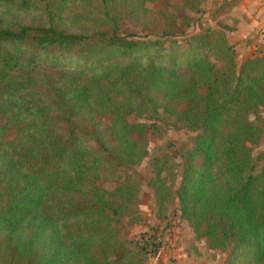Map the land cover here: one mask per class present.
<instances>
[{
  "label": "trees",
  "instance_id": "1",
  "mask_svg": "<svg viewBox=\"0 0 264 264\" xmlns=\"http://www.w3.org/2000/svg\"><path fill=\"white\" fill-rule=\"evenodd\" d=\"M95 2L110 7L107 31L67 29L95 24L83 13ZM201 2L0 0L42 23L23 26L0 9V264H126L110 230L117 197L99 182L117 161L143 158L146 126L136 120L159 108L199 132L177 193L181 217L219 250L233 240L264 264V163L257 173L250 121L264 109V58L237 68L214 32L185 46L119 35L124 18L182 35Z\"/></svg>",
  "mask_w": 264,
  "mask_h": 264
},
{
  "label": "rangeland",
  "instance_id": "2",
  "mask_svg": "<svg viewBox=\"0 0 264 264\" xmlns=\"http://www.w3.org/2000/svg\"><path fill=\"white\" fill-rule=\"evenodd\" d=\"M235 1L202 0L198 12L188 14L187 26H184L182 35L175 33L170 38L164 36L165 26L162 21L142 25L125 18L118 20L119 35L128 37L133 32L137 40L161 39L165 46L173 42L185 46L190 37L214 32L222 43L224 40L233 49L237 68H240L247 59L264 58V33L262 29L259 30V26L257 30H250L245 24L239 26L231 19H225V14H232L227 10L238 8L232 4L231 9V3ZM251 1L238 0L242 5ZM167 5L168 13L176 16L178 13L174 11L173 5ZM0 9L4 11L3 17L16 19L23 26L42 24L33 13L12 5L0 6ZM110 11V7L95 2L90 12H83L94 18L95 24L86 22L81 24L85 29L75 26H68L67 29L79 33L107 31L109 26H103L101 21L106 23V14ZM77 12H80L79 9L74 7L66 17ZM43 78L42 74L38 75L39 80ZM152 115L153 118L145 114L142 119L136 120L146 126L143 146L139 147L137 153L138 156L143 155V158L135 164L127 160L123 163L117 161L112 169L102 174L99 182L102 190L117 197L114 212L109 213L110 230L112 243L120 245L128 255L126 264H257L252 253L246 248L237 247L233 240L223 250H219L214 241L198 236L181 217L177 193L184 163L194 148L199 132L189 131L160 108ZM134 117L130 119L134 121ZM101 121L108 124L109 118ZM250 121L257 127L260 141L251 147L255 171L259 173L264 163L258 160L264 153V109L259 111L257 120L251 116ZM4 124V119L0 117V128ZM84 138L90 146L97 148L94 141L86 136ZM11 139L9 133L4 143ZM157 181L160 184L157 185ZM150 239L154 241L153 245L145 248ZM140 247L144 249L141 251Z\"/></svg>",
  "mask_w": 264,
  "mask_h": 264
},
{
  "label": "crops",
  "instance_id": "3",
  "mask_svg": "<svg viewBox=\"0 0 264 264\" xmlns=\"http://www.w3.org/2000/svg\"><path fill=\"white\" fill-rule=\"evenodd\" d=\"M235 2L231 3V9L232 4H235L238 8L235 10H227L231 11L232 14H225V19H231V21L239 26L245 24L249 26L250 30H257V26H259V30L262 29L264 33V0H252L247 5H242L238 0Z\"/></svg>",
  "mask_w": 264,
  "mask_h": 264
}]
</instances>
